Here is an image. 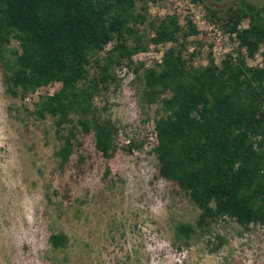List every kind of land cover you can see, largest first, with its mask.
Wrapping results in <instances>:
<instances>
[{
  "label": "trees",
  "instance_id": "1",
  "mask_svg": "<svg viewBox=\"0 0 264 264\" xmlns=\"http://www.w3.org/2000/svg\"><path fill=\"white\" fill-rule=\"evenodd\" d=\"M149 1L158 0H0L4 93L24 100L57 83L31 113L52 120L60 164L69 161L78 127L93 131L95 149L109 158L116 130L93 101L116 82L117 69H144L146 99L162 110L153 126L157 173L198 210L195 225L178 224L175 236L186 243L208 233L206 245H215L222 238L211 227L221 220L264 226V11L247 1L222 11L205 6V18L237 43L217 61L208 52L203 64L188 16L152 14ZM150 45L164 48L161 63L144 68L132 56ZM258 53L263 63L251 65ZM48 241L61 249L68 238L58 232Z\"/></svg>",
  "mask_w": 264,
  "mask_h": 264
},
{
  "label": "rangeland",
  "instance_id": "2",
  "mask_svg": "<svg viewBox=\"0 0 264 264\" xmlns=\"http://www.w3.org/2000/svg\"><path fill=\"white\" fill-rule=\"evenodd\" d=\"M241 1L264 11V0H201L196 7L222 11ZM148 8L167 14L183 6L158 0ZM198 38L203 64L208 52L217 61L236 47L226 39L215 45ZM249 63L261 65V54ZM125 70L121 76L117 69L116 82L93 101L98 118L109 119L116 130L115 151L104 157L95 149L94 132L78 127L63 165L55 156L52 120L31 113L38 96L58 84L15 99L4 93L0 72V264H264V226L244 229L221 220L211 230L222 240L209 246L208 233L186 243L176 238L175 227L194 226L198 210L175 183L158 175L153 126L162 110L148 103L143 72ZM126 139L139 145L131 153L122 148ZM58 232L67 245L52 249L49 235Z\"/></svg>",
  "mask_w": 264,
  "mask_h": 264
},
{
  "label": "built area",
  "instance_id": "3",
  "mask_svg": "<svg viewBox=\"0 0 264 264\" xmlns=\"http://www.w3.org/2000/svg\"><path fill=\"white\" fill-rule=\"evenodd\" d=\"M176 3L180 6H183L182 9L176 8V11H173L171 13H177L188 16V18L191 20V22L195 25L197 31H198V37H205L209 39V43L213 42L215 45H218L220 40H228L229 34L224 33L214 24L209 22L205 16L204 11L196 7V4L191 3L189 0H176ZM158 14V13H157ZM163 15V14H158ZM246 23H243L240 27H244ZM231 37L233 38V43H237L235 40V34H231ZM211 40V41H210ZM162 46H153L150 45L149 49L145 52H137L132 56V59L135 60H143L145 61V67H148L152 59L155 61L154 64L161 63V56L163 52ZM229 51V50H228ZM227 52V51H226ZM150 67V66H149ZM125 68L122 69L121 76L125 73ZM142 72L144 69L141 70ZM126 143H129V139H126Z\"/></svg>",
  "mask_w": 264,
  "mask_h": 264
}]
</instances>
